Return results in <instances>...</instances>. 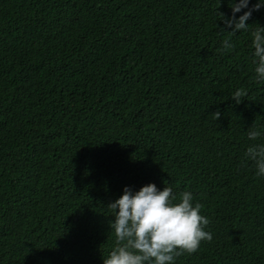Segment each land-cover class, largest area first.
Instances as JSON below:
<instances>
[{
	"label": "trees",
	"instance_id": "trees-1",
	"mask_svg": "<svg viewBox=\"0 0 264 264\" xmlns=\"http://www.w3.org/2000/svg\"><path fill=\"white\" fill-rule=\"evenodd\" d=\"M216 9L232 15L229 0H0V264H103L108 204L149 183L191 191L210 220L175 264H264V177L244 159L264 143L246 135L264 133V7L230 37Z\"/></svg>",
	"mask_w": 264,
	"mask_h": 264
},
{
	"label": "clouds",
	"instance_id": "clouds-1",
	"mask_svg": "<svg viewBox=\"0 0 264 264\" xmlns=\"http://www.w3.org/2000/svg\"><path fill=\"white\" fill-rule=\"evenodd\" d=\"M249 2L229 0L231 16L216 9L219 21L224 25L219 29L221 33H225V28L232 29L227 32L229 37L237 32H249L250 25L246 22L253 11L264 7V0H257L251 8ZM245 8L248 10L236 17L235 14ZM250 37L254 49L251 61L255 66L254 79L264 83V27L256 24ZM234 47L229 39H225L218 51L224 54ZM247 95L246 89L238 88L231 99L238 105ZM212 116L217 120L221 113L217 110ZM246 135L249 141H257L264 133L253 125ZM244 159L254 165L256 177H264V143L248 146ZM203 208L202 203L194 202L191 191L177 195L172 187L159 190L154 183L144 185L138 191L125 186L122 195L107 206L114 213V221L110 223L114 244L103 264H175L178 257L196 253L202 242L210 243L213 239L212 232L206 230L210 220L201 215Z\"/></svg>",
	"mask_w": 264,
	"mask_h": 264
}]
</instances>
